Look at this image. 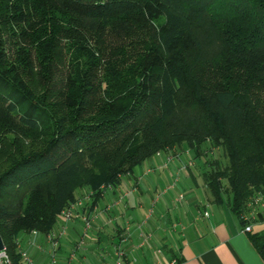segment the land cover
I'll return each mask as SVG.
<instances>
[{
    "label": "trees",
    "instance_id": "trees-1",
    "mask_svg": "<svg viewBox=\"0 0 264 264\" xmlns=\"http://www.w3.org/2000/svg\"><path fill=\"white\" fill-rule=\"evenodd\" d=\"M204 143L220 149L204 186L244 226L264 191V0H0V238L12 264L17 234L76 216L78 190L91 208L156 152L196 159ZM248 240L264 261V235Z\"/></svg>",
    "mask_w": 264,
    "mask_h": 264
},
{
    "label": "crops",
    "instance_id": "crops-1",
    "mask_svg": "<svg viewBox=\"0 0 264 264\" xmlns=\"http://www.w3.org/2000/svg\"><path fill=\"white\" fill-rule=\"evenodd\" d=\"M168 155L150 156L141 175L146 179L132 173L122 176L116 186L102 192L91 208L89 200L83 198L88 190H78L80 204L73 206L76 216L56 220L49 233L51 238L43 233L19 232L18 250L24 251L33 264H115L118 250L122 252L118 264H264L248 240L250 233L264 235V218L247 222L250 231L243 232L225 199L215 201L211 197L198 168L188 166L182 170L174 166L175 159L167 161L172 168L167 163L162 165ZM182 155L189 158L188 151L171 157ZM157 183L163 189L159 199L165 212L170 211L172 202L178 201L177 207L172 208L176 213L161 218L163 221L155 218L148 227H144L145 221L143 229L136 225L142 216L140 199L146 202L145 194L156 190ZM176 185L180 200L168 195ZM130 195L131 199L122 201ZM82 216L88 219V227ZM125 229L126 239L119 242Z\"/></svg>",
    "mask_w": 264,
    "mask_h": 264
},
{
    "label": "rangeland",
    "instance_id": "rangeland-1",
    "mask_svg": "<svg viewBox=\"0 0 264 264\" xmlns=\"http://www.w3.org/2000/svg\"><path fill=\"white\" fill-rule=\"evenodd\" d=\"M9 49H13L12 46H9ZM32 78H33L32 79L33 83L35 81L37 82V78L36 77H32ZM12 133L13 132L11 131V134ZM21 134L22 133L18 131V132L15 133V136L19 135V137H21V139H23V140L26 139L25 136H22ZM185 151H186L185 149L183 150L182 148H178L174 152L170 151V152H167V153L170 154L168 156H175L176 154H179L180 152L184 153ZM159 153L160 152H156L155 154H159ZM219 154H220V149H212L211 150L209 148V145H207V143H204L202 145V147H201L200 155L195 160L192 159L190 153H189V158L187 156H185V155H182L180 157L176 156V158L171 157L170 159H175L176 160V163H175L174 166H177V168H180V169L183 170L184 167L193 166L194 168H198L199 172H202V171H205L206 169H208V167L206 166V163L208 161H210L212 158H219ZM166 158H167L166 156L163 158V162L161 164L163 165V164L167 163L166 166L168 167L169 166L168 164H169L170 160H169V162H167ZM147 159L143 160L139 165H136L132 169V176L134 175V177H136V176L137 177H142L141 176L142 175V171L145 169V167L148 164V160ZM191 161H193L194 163L191 162ZM171 165L169 166L170 168H172ZM184 165H186V166H184ZM144 178L146 179V177H142L141 180H143ZM145 181L146 180H144V182ZM145 183L148 184V185L150 184L148 182H145ZM142 184H143V182L141 184H139V186L141 187ZM155 186H156V190L152 191L153 190L152 189L149 194H145V197L147 198L146 202H145V200H143L142 197L140 199V201L142 202L141 205H143V206H141V209H140L141 213H142L141 219H139L138 223L136 224L139 227H143L145 221L147 222V225L144 226V227H148V223L150 221L154 220L155 218H157V219L160 218V221H163L161 218L165 219L166 217H173L175 215V213H176V210H172V208H176L177 207L178 201L172 202L171 203L172 206H171L170 211L165 212V209H164L163 205H161V202H160V199H159L160 196H161L160 194L162 193L163 189L161 188L159 183H157ZM170 186L173 187L172 184H170L169 187ZM125 187L127 188L128 186H125ZM127 189H129V188H127ZM178 191H179V188H178V185H176V189L169 190L168 191V195H170L171 197H175L177 199L176 196H177V192ZM132 197H133V195H130L127 198H124L122 201L126 202L127 199H131ZM135 197H136L137 200H139V198H140V196L137 195L136 191H135ZM121 198H122V196H120V199ZM137 200H135V201H137ZM177 200H180V198H178ZM135 207H137V206H135ZM60 219L61 218L58 217L57 221H59ZM144 227H143V229H144Z\"/></svg>",
    "mask_w": 264,
    "mask_h": 264
},
{
    "label": "built area",
    "instance_id": "built-area-1",
    "mask_svg": "<svg viewBox=\"0 0 264 264\" xmlns=\"http://www.w3.org/2000/svg\"><path fill=\"white\" fill-rule=\"evenodd\" d=\"M170 158H171V156H167L166 160L168 161V160H170ZM184 166H186V165H184ZM106 188L108 189L109 186ZM88 196H89L88 194H85L84 198L87 199ZM76 204H80V200H78L76 202ZM247 208H248V211L242 215V219L244 221H246L245 225L242 227L243 232H249L250 231V226H249V224H247V222L251 221L257 212L264 213V191L263 192H260V191L256 192L250 198V201L247 204ZM61 215L65 219L70 218L72 216L71 208H67V209H64L63 211H61ZM81 219L83 221L84 226L88 227L89 221L86 218V216H82ZM126 234H127V230L125 229L124 232H122L120 235L119 242L125 241ZM48 236H49V238L52 237L51 234H48ZM18 252H19L22 264H33L31 259L28 257V255L24 251L19 250ZM116 255H117V257H116L115 264H118L121 261V255H122L121 250H118L116 252ZM0 264H12L11 261L9 260L8 256H7L6 252H5V250H4V247H3V249L0 250ZM170 264H173V262H170Z\"/></svg>",
    "mask_w": 264,
    "mask_h": 264
},
{
    "label": "water",
    "instance_id": "water-1",
    "mask_svg": "<svg viewBox=\"0 0 264 264\" xmlns=\"http://www.w3.org/2000/svg\"><path fill=\"white\" fill-rule=\"evenodd\" d=\"M3 249V244H2V241H1V238H0V250Z\"/></svg>",
    "mask_w": 264,
    "mask_h": 264
}]
</instances>
